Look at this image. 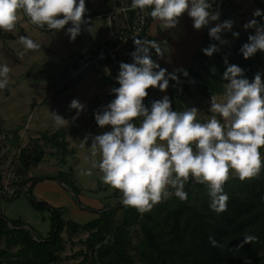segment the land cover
<instances>
[{
    "label": "clouds",
    "instance_id": "clouds-1",
    "mask_svg": "<svg viewBox=\"0 0 264 264\" xmlns=\"http://www.w3.org/2000/svg\"><path fill=\"white\" fill-rule=\"evenodd\" d=\"M214 2L131 0L129 7L150 9L149 16L161 21L165 29L176 27L185 12L196 30L215 22L208 27V36L223 44L226 41L222 34L232 30L234 21H219L220 13L213 9ZM20 11L39 28L56 32L63 29L70 42L80 35L82 28L91 33L85 0H0V30L11 32ZM252 17L242 25L245 30H254L238 49L245 59L257 51L264 52V10L255 9ZM256 17H260L259 22ZM232 36L237 38L239 33L232 32ZM18 39L26 50L40 48L39 43L26 35ZM132 40L131 63H119L115 76L119 86L110 89L114 98L93 113L96 125L101 129L109 126V130L86 134L81 140V147L87 144L90 148V168L81 174L91 175V169H98L102 182L122 193V204L140 213L167 198L169 188L174 189V195L181 201L186 200L184 185L191 177L207 185L209 209L217 214L225 211L229 197L223 186L229 171L245 180L256 176L264 165L260 152L264 147L262 73H255L250 81L241 67L228 64L224 57L226 68L221 79L226 83L222 96L218 99L210 95L208 111L213 115L202 122L197 119L196 107L173 110L167 95L145 105L147 89L158 87L163 92L169 80L179 82L177 71L185 77L188 73L183 69L168 73L160 67L152 59L153 51L157 53L159 49L156 41L139 37ZM201 51L211 57L219 48L210 43ZM9 72V66L0 63V90L9 84ZM69 108L75 109L78 116L85 105L73 99ZM53 118L56 125L68 122L56 113ZM254 239L245 235L242 242ZM208 240L212 246L217 243L213 235Z\"/></svg>",
    "mask_w": 264,
    "mask_h": 264
},
{
    "label": "trees",
    "instance_id": "trees-1",
    "mask_svg": "<svg viewBox=\"0 0 264 264\" xmlns=\"http://www.w3.org/2000/svg\"><path fill=\"white\" fill-rule=\"evenodd\" d=\"M236 32L239 33L237 38L232 34H222L223 40L233 38L231 44L224 47L220 46L219 41L207 35L204 37L202 48L212 43L217 45L219 51L209 57L203 54L201 48L194 57V67L187 72L188 75L177 76L181 80L182 90L170 91L173 110H176L177 99L185 93H196L207 99L210 95L223 93L226 83L221 79L226 68L224 57H227L228 64L241 67L250 81L257 72L262 73L264 80L262 52L257 51L245 59L238 51L253 32ZM212 68L215 72L210 71ZM66 134L65 130H60L50 136H42L44 145L54 150L53 156L58 165L66 164V157L73 154L65 141ZM44 145L39 140H33L20 149L17 175L22 181L21 185L31 182L28 193L31 206L39 212L46 209L51 211L50 237L38 241L21 220L9 222L0 213V244L6 239L7 245H19L15 253L0 247V264H264V165L252 178L240 180L236 177L225 182L224 191L229 197L227 209L219 214L208 207L207 185L191 180L184 187L187 193L184 201L173 196L159 203L154 210L144 213L121 203L102 209L96 219L80 225L65 220L60 210L36 201L32 195L38 183L52 179L27 178L29 172L43 160ZM65 176L68 179L67 188L77 198L80 191L68 173L60 171L55 178L63 183ZM17 198H6L0 194V203ZM119 211H122L121 219H118ZM136 226L140 227L142 236L138 244L134 243L133 238ZM80 232L87 233L83 241L84 250L75 254V258L82 257V260L64 263L61 256L65 250L64 233L73 236ZM210 235L217 242L215 246L209 243ZM245 235L254 236L255 239L243 243Z\"/></svg>",
    "mask_w": 264,
    "mask_h": 264
},
{
    "label": "crops",
    "instance_id": "crops-1",
    "mask_svg": "<svg viewBox=\"0 0 264 264\" xmlns=\"http://www.w3.org/2000/svg\"><path fill=\"white\" fill-rule=\"evenodd\" d=\"M231 1L233 2L234 9L232 10V8H226L219 16V21H223L225 19H231L234 21L232 30L225 32L227 34H232V32H236L238 30H245L242 28V25L246 21L253 18V11L257 8L264 10V0ZM85 3L86 6L92 7L96 14H99L107 9V5L104 0H85ZM255 19L258 22L260 21V17H256ZM90 22L91 20L89 23ZM192 23V19L188 17L186 12L181 15L178 19L176 27L172 29H165L161 21L151 18L147 29V39L154 40L159 45L158 52L155 53L153 51L152 59L158 63L160 67L166 69L168 73H172L177 69H183L187 72L193 69L194 57L202 48L204 37L206 35L208 36V27L213 26L215 22L207 27H202L199 30L194 29L192 27ZM97 28L99 30L92 26L91 31L94 32L91 34L87 32L83 41L82 32L75 38V40L71 41L74 43L76 53L65 62L66 67L68 63L72 62L80 55L95 50L106 39L107 30L103 21L100 22ZM31 29L32 28L30 27L26 28V30H28V37L29 33L32 31ZM248 30L252 32L254 31L253 29ZM229 38L233 39L232 37ZM65 74L66 72L61 76H58L56 80L46 78L41 80V78H38V80L29 82L27 91L23 92V95H25L23 103H20V105L25 106L31 103V105H35L33 100L37 99L38 107H34L32 109L30 112V118L26 123H22V121L17 120L18 118L13 112L10 113L8 111L2 114V111H0V136H11V143L13 146L19 147L18 150H20L33 140H39L40 144L44 145V141L42 140L43 135L50 136L60 130L66 131L67 134L65 141L68 144V149L73 152L72 155L66 157V164L59 165L60 169H58L57 173H54V175H46V172H42L39 165L43 161L45 162V160L47 161L49 159L56 161V158L53 156L54 150L50 146L44 145L43 149L45 151V156L43 160L35 169L29 172L27 178H52L50 180L42 181L36 185L32 193L34 199L38 202H45L52 208L60 210L65 220H71L77 224L83 225L96 219L98 217V213L102 209L112 207L101 206L97 209L76 207L73 195L67 191L68 196H66L63 190L53 184L54 182L56 183V180L53 177H56L60 171H63L61 168L65 167L67 164L73 163L75 157L77 156V152L73 147L77 142H79V140H82L81 135L89 133L92 134L90 128H92L96 134L109 130V126L101 129L96 125L93 113L98 111L102 106L106 105L114 98V94H110V89L112 87H116V85L113 82L101 80L93 72L87 71L79 79L73 81L69 86L62 88V90L58 92L56 91V88L63 82ZM180 74L181 72H176L177 76ZM178 81L179 82L177 83L169 80V86L163 92H161L158 87L155 88V96L153 98H147L144 101L145 105L148 106L152 100H156L157 93H159L161 97L167 95L171 100L170 91L179 92L180 87L182 88V84H180L179 79ZM73 99H76L85 105V109L81 111L78 116H76L75 109L69 108V104ZM53 113L62 116L68 122H65L63 125H56L54 123ZM31 115L33 116L31 117ZM73 117H75V119H73ZM20 118L21 117H19V119ZM87 146L89 147V145ZM56 165L58 164L56 163ZM72 171L73 168L70 169V172ZM28 184L31 185V182H28ZM112 195L116 196L117 194ZM63 209H67V212L65 211L63 213ZM84 210L92 211L96 214V216L90 221L82 223L80 220L84 217ZM120 218H122V211L118 212V219ZM26 228L29 229L27 226ZM44 240L45 239H42L41 241Z\"/></svg>",
    "mask_w": 264,
    "mask_h": 264
},
{
    "label": "rangeland",
    "instance_id": "rangeland-1",
    "mask_svg": "<svg viewBox=\"0 0 264 264\" xmlns=\"http://www.w3.org/2000/svg\"><path fill=\"white\" fill-rule=\"evenodd\" d=\"M101 21L102 20L100 18L96 17L93 18L90 23L95 27V29H98L97 27ZM29 27L32 28V31L30 32L31 34L29 33V37L40 44V48L38 49L26 50L19 42L18 38L20 35L28 36V30H26V28ZM242 31L246 32L248 30ZM81 32L83 41L87 31L83 30L82 28ZM93 32L91 31V33ZM225 41L226 43H220L221 47L231 44L233 39L226 38ZM75 53L76 50L74 43L69 41L68 36L65 34L63 29L59 32L49 29L43 30L42 28L30 23L28 17L25 16L22 11L18 12V19L15 28L11 32L0 30V63L7 64L10 68L9 84L4 90H0V111H2V114L8 111L10 113L13 112L18 118L17 120L22 121V123L28 122L30 118V112L34 107H38L37 99L33 100L35 105H31L32 103L25 106L20 105V103H23V98L25 96L23 95V92L27 91L29 82L38 80V78H41V80L43 78L56 80L58 76H61L66 72L65 62ZM262 56L264 59V52H262ZM261 71L264 72V68H262ZM179 90H182V88L180 87ZM155 93L156 89L154 91V96ZM216 96L219 99L222 94H217ZM156 98H161V95L157 93ZM186 107H196L198 109L197 119L202 122L208 120L213 115V113L208 111L209 99L204 98L196 93L191 95L185 93L181 98L177 99V111H183ZM32 116L33 115H31V117ZM19 117L21 118L19 119ZM217 118L219 119V117ZM90 130L93 135L96 134L92 128H90ZM85 135L86 134L81 135L82 139ZM1 137L2 135L0 136V173H9V171L16 165L15 159L19 147L13 146L11 143V136L9 137L8 135L7 139L5 140H2ZM73 148L77 152L75 160L72 164H67L65 167L61 168V170H63L62 172L68 173L70 175L75 187L79 189L80 192L78 197L76 198L75 195L67 188L68 179L66 176V180L62 178L63 183L53 177L56 180V183L54 182L53 184L63 190L66 196H68L67 191L70 192L73 195L76 207L78 206L97 209L101 206L116 207L121 204L122 193L119 190L103 183L101 180L102 173L98 169H91V175L81 174L82 170H87L90 168L89 147L86 144L81 147V140H79V142H77ZM260 152L262 161H264V147L260 149ZM96 159L99 160V152H97ZM56 163L57 162L53 159H49L47 161L45 160V162L43 161L39 166L42 172H46V175H54V173H57L58 169H60L59 165H56ZM72 168L73 171L70 172V169ZM236 177V174L230 170L228 181L233 180ZM11 178L15 180L11 173H9V179ZM191 180L193 179L190 177L185 183L184 187L190 184ZM168 192V197L162 198L161 201L153 205L149 211L154 210V208L159 203L169 200L175 196L174 189L169 188ZM28 193L29 188L27 189L26 193H23L13 201L2 200L0 203V213L9 222L12 220H21L23 223H25L26 226L29 227L34 239H37L38 241L47 239L50 237L51 233V211L48 209L42 212L36 211L31 206L29 198L30 195ZM112 194L117 195L114 196ZM65 211L67 212V209H63V213ZM83 215L84 217L80 220L82 223L88 222L96 216L95 213L88 210H84ZM63 237L65 240V250L63 253H61V256L64 263L80 262L82 257L75 258V254L80 250H84L85 246L83 241L86 239L87 233L80 232L73 236H69L64 233ZM133 238L135 244L141 242L142 236L139 226H136L133 229ZM0 247L6 248L10 253H15L18 250L19 245L16 243L7 245L6 239H3Z\"/></svg>",
    "mask_w": 264,
    "mask_h": 264
},
{
    "label": "built area",
    "instance_id": "built-area-1",
    "mask_svg": "<svg viewBox=\"0 0 264 264\" xmlns=\"http://www.w3.org/2000/svg\"><path fill=\"white\" fill-rule=\"evenodd\" d=\"M107 9L99 14L95 10L86 6V16L88 20L94 17L102 19L107 30L106 39L93 51L84 53L67 64L66 74L63 82L56 88L60 92L62 88L69 86L73 81L79 79L85 72L91 71L104 81L113 82L116 87L118 83L115 76L118 73L120 62L131 63L130 53L134 50L133 37L147 39V29L150 24V9L141 11L139 9H130L131 0H104ZM226 8L234 9L231 0H215L213 9L221 13ZM68 26V25H66ZM43 30H48L46 27ZM181 83V80H180ZM148 96L144 98L154 97L155 88L146 90ZM143 101V102H144ZM2 140L7 139L6 135L1 137ZM20 150L17 152L15 166L9 171L13 178L9 179V173H0L1 186L0 194L2 197L12 198L19 197L27 192L30 185H21V180L17 176V164ZM18 179V180H17Z\"/></svg>",
    "mask_w": 264,
    "mask_h": 264
},
{
    "label": "water",
    "instance_id": "water-1",
    "mask_svg": "<svg viewBox=\"0 0 264 264\" xmlns=\"http://www.w3.org/2000/svg\"><path fill=\"white\" fill-rule=\"evenodd\" d=\"M33 236V235H32ZM34 237V236H33Z\"/></svg>",
    "mask_w": 264,
    "mask_h": 264
}]
</instances>
